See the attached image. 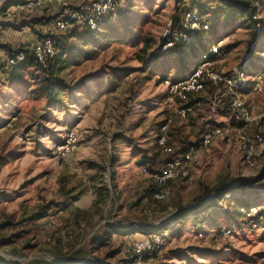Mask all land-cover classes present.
<instances>
[{
	"label": "rangeland",
	"instance_id": "374dc122",
	"mask_svg": "<svg viewBox=\"0 0 264 264\" xmlns=\"http://www.w3.org/2000/svg\"><path fill=\"white\" fill-rule=\"evenodd\" d=\"M9 1L19 0H0V22L8 25L0 27V256L21 264H129L134 241L162 231L163 244L145 264H264V214L260 219H231L228 213L235 208L224 202L221 209L212 207L208 222L215 226H194L200 213L184 223L176 219L180 210L211 198L213 190L246 181L261 190L240 196L264 208V168L259 161L256 167L247 166L235 148L244 127L250 135L263 133L251 123L264 118V90L247 89L245 100L254 118L247 125L231 121L229 95L225 104L213 107L214 98L226 90L225 83H208L177 105L166 101L161 73L168 70L169 79H179L175 78L179 60L153 56L181 4L130 0L119 30L108 32L116 38L103 37L100 46H85L83 50L95 49L93 56L80 51L71 58L66 49L77 43L76 38L64 37L54 27L64 5L47 3L25 12L19 5L27 0L11 7ZM63 1L77 8L89 0ZM206 11L212 12L208 16L214 28L208 36L229 35L214 61L215 70L233 77V69L249 55L253 29L233 13L221 16L217 10V17L210 8ZM260 14L264 18L263 9ZM35 18L45 21L32 24ZM45 38L55 39L56 55L64 51L63 58L69 61L59 74L70 84H82L72 98L61 95L66 106L49 107L43 97L33 95V86L10 81L14 64L9 60L15 51L24 50L31 57L33 46ZM148 41L150 49L142 52ZM259 57L255 67L264 77V53ZM9 99L14 102L9 104ZM186 103L196 106L181 119L175 110ZM165 124L177 154L199 146L211 131L220 132L212 133L209 146L194 157L189 176L171 181L170 194L157 200L153 193L160 185L142 169L159 171L171 157L158 145ZM72 128L77 131L75 151L65 158L54 155L51 147ZM107 222L133 227L132 232L113 235L107 244L95 243L94 234ZM191 247L201 252L193 253Z\"/></svg>",
	"mask_w": 264,
	"mask_h": 264
},
{
	"label": "built area",
	"instance_id": "2783aa9c",
	"mask_svg": "<svg viewBox=\"0 0 264 264\" xmlns=\"http://www.w3.org/2000/svg\"><path fill=\"white\" fill-rule=\"evenodd\" d=\"M130 0H89L81 4L77 8H70L63 0H27L21 3L19 7L26 10L25 12H33L41 9L47 3H58L64 5V13L54 19V27L58 32L70 33L78 27H88L97 29L105 19H116L119 13L124 10ZM256 6L253 19L258 21L257 26L261 25V9L264 11V0H248ZM210 23L207 17L195 6L188 9L181 20L179 26L174 24L171 19L163 32V43L159 46L162 52H167L177 43H189L195 35L201 31H209ZM228 36L222 35L218 40H213L199 55L196 63L193 65L190 73L183 79L171 80L166 79L167 87L166 101L170 105H177L178 101L187 99L192 93H200L207 87L208 83L216 86L225 83L226 90L218 93L214 98L213 107H217L223 103L224 97L229 93L232 94L230 105L233 108V114L237 121L251 122L253 121L252 111L246 104V92L250 87L256 92L264 90L263 74H258L254 78L249 77L247 71H243L241 67L234 68L235 75L227 77L215 70L214 59L222 52ZM2 48L0 47V54ZM55 42L51 38H45L37 42L33 46L32 58L40 67H46L49 61L56 55ZM27 53L20 51L16 53L9 61L11 64H17L26 61ZM252 79V80H251ZM194 104H182L177 106L175 113L181 119H185L194 111ZM167 126L162 127V132L158 136V145L161 151L171 156L165 167L159 171L151 172L146 168L142 171L155 180L160 188L154 191V198L157 200L165 199L170 194L169 183L178 178H187L191 163L203 148L209 146L211 136L206 135L199 146H191L181 153L177 154L175 148L171 145L170 137L167 135ZM220 132L216 130L215 133ZM77 144V131L72 128L66 132L63 140L56 142L51 147L54 155L65 158L73 153ZM235 148L241 153L243 162L249 167H256L260 158H264V133L250 135L247 130H241L235 142ZM229 196V195H228ZM241 212L247 217H254L259 207H241ZM164 236L161 231L144 236L137 239L133 243V255L129 264H145L148 257L153 256L163 244Z\"/></svg>",
	"mask_w": 264,
	"mask_h": 264
},
{
	"label": "trees",
	"instance_id": "16d2710c",
	"mask_svg": "<svg viewBox=\"0 0 264 264\" xmlns=\"http://www.w3.org/2000/svg\"><path fill=\"white\" fill-rule=\"evenodd\" d=\"M25 2L26 0H22ZM21 1V2H22ZM176 4H181L177 5L176 7V16L174 17V24L176 26H179L182 19V16L184 15L185 11L192 8V7H199L200 11L205 15L208 16V10L209 8L213 10V13L217 14L218 13H223L220 14L225 15V12H228L229 15H232L234 17L239 16L242 18H245L244 21H247L250 23L251 27L253 29L252 33V39L250 40V47H249V55L245 57L244 63L240 65L241 69L243 71H247L251 69L250 73L252 74L253 72L254 75H258L259 69L258 67H255L256 62L260 58L259 55L264 53V39H263V32L264 31V18H262L261 25L258 27L256 20L253 19V14L255 13L256 6L248 1V0H175ZM9 7L13 5H18L20 4L19 1H9L7 3ZM214 6V7H213ZM208 7V8H207ZM217 9V10H216ZM4 11V10H2ZM216 11V12H215ZM128 9L125 8L119 13V16L116 19L112 18H107L105 19L101 24H99L97 29H90L86 26L84 27H78L76 30L66 33V34H61L62 36H68L74 37L77 40L76 44L68 45L69 47L66 49L68 50V53L71 55V58L76 57V54L79 53L80 51H83V53L92 55L95 53L94 48H89L83 50L85 46H100V40L103 37L107 38H116L110 36L108 33L109 31H116L119 30V25L118 23L123 22V20L128 16ZM231 13V14H230ZM217 17H219V14H217ZM232 18V16H230ZM208 20L211 19L208 16ZM36 19V18H35ZM251 20V22H250ZM45 19H36L35 21H32V24H38L41 22H44ZM23 24H26V21H22ZM8 26L7 23H1L0 22V27H6ZM215 26V25H214ZM214 28L211 27L209 31H201L197 35L194 36L192 41L189 43L184 42V43H177L174 45V47L170 48L167 52H162L159 47L154 51V56L156 58H161V57H166V58H177L179 60V66L175 75V78H179L176 80H180L185 78L191 71L193 65L196 63L197 59L199 58V55L201 52L205 49H207L208 45L215 40L218 37H221L223 34L218 35L216 38H210L208 34L211 32ZM216 34V33H215ZM217 35V34H216ZM67 39V38H66ZM55 42V46L58 45L56 44V40L53 39ZM117 40V39H116ZM120 41V39H119ZM207 41V45L205 44ZM163 40H160L158 46L162 45ZM150 41L146 42V45L142 47L141 51L146 52L147 49H150ZM59 48L56 46V50ZM62 48V47H61ZM223 49V48H222ZM24 51V50H20ZM20 51H15L16 53ZM15 53V54H16ZM63 53L64 51H60L59 54L55 55L52 60L49 61L48 65L46 67H42L44 69H40L37 67L38 65L34 62L32 56L28 57L26 61L19 62L17 64H14L12 73L10 75V81H15L23 84L24 86L31 87L33 86L34 92L33 95L35 96H40L44 98L45 105L52 107L55 106L56 104H61L63 106H66L65 99L61 97V95H66V97L72 98L75 93L80 91L81 83L77 84H70L64 77H62L60 73V69L62 66L65 64H68V60L63 58ZM13 54V56L15 55ZM198 57V58H197ZM214 60L216 57H212ZM40 67V66H39ZM255 68V69H253ZM37 72L40 74L36 76ZM26 74L31 76L34 81L31 82L30 80L27 79ZM169 74L170 72L167 70L163 73H161V78L160 81H165L166 79H169ZM96 81L98 80L97 78L95 79ZM13 99H9V104L13 103ZM193 146V145H192ZM151 171V170H150ZM153 171V170H152ZM263 181V179H261ZM252 182V181H251ZM250 181L243 182L241 184H238L236 186H233L231 184L229 185H223L221 188L213 190V196L206 201L200 203L197 207L192 208L190 210L187 209H182L178 212L176 219H180L181 223H184L187 218L191 216H196V214L200 213V217L197 218V222L199 224H195L194 226L199 227H204L206 224H209V218L212 213V207H220V209L223 207L224 202L229 205L233 206L234 211L231 214L232 218L231 219H242L243 221L245 220H250L253 217H245V215L241 212V207H251L255 203H249L247 200L245 201L244 197H241L240 195H245L250 193H256L259 194L261 189H253L252 188V183ZM262 187H264L262 183ZM158 189V188H157ZM156 189V190H157ZM239 194V196H238ZM211 195V194H209ZM229 195V196H228ZM262 196V194L260 195ZM207 197V196H205ZM264 214V208L260 209L258 213L255 215L257 218L260 219V216ZM257 219V220H259ZM122 223V222H121ZM212 224V226H215L216 223ZM209 224V226H211ZM168 225V224H166ZM133 227L124 225V224H119V222L115 223H105L99 231L97 230L96 233L94 234V241L95 243L97 241H101L104 244L109 243L113 235H124L129 232H132L131 229ZM231 230V228H229ZM218 232H222V230H218ZM162 233V231H161ZM163 234V233H162ZM190 251L195 253V252H201L198 250L196 247H191ZM0 264H21L18 261L14 260H8L0 256ZM30 264H69L65 263L62 261H55V262H33Z\"/></svg>",
	"mask_w": 264,
	"mask_h": 264
},
{
	"label": "crops",
	"instance_id": "0c3cea01",
	"mask_svg": "<svg viewBox=\"0 0 264 264\" xmlns=\"http://www.w3.org/2000/svg\"><path fill=\"white\" fill-rule=\"evenodd\" d=\"M225 87H226V85H225ZM229 96H228V98H229V100L232 98V94L231 93H229L228 94ZM248 99V98H247ZM228 102V101H227ZM198 104V103H197ZM222 104H225V102H223ZM229 105H230V102H229ZM194 106H196V105H194ZM231 106V105H230ZM229 106V107H230ZM218 107V106H217ZM222 109H223V107H221ZM232 110H233V108H232ZM234 111V110H233ZM230 118H231V121L233 122V123H235V121H236V123L237 124H248V123H250V122H240V121H237L236 119H235V117H234V114H233V112H232V114L230 115ZM264 119V118H263ZM263 119H260L259 121H254V123H251V124H255V126H256V128L258 129L257 131H263V133H264V121H263ZM252 122V121H251ZM250 124V125H251ZM262 124V125H261ZM245 129H246V127H244ZM244 130V129H243ZM247 130V129H246ZM241 131V130H240ZM256 131V130H255ZM215 134V132H213V131H211L208 135H210L211 136V141L213 140V134ZM216 136V135H215ZM205 137V136H204ZM211 143V142H210ZM259 162H261V164H262V166H263V168H264V158L262 157V158H260L259 159Z\"/></svg>",
	"mask_w": 264,
	"mask_h": 264
},
{
	"label": "bare ground",
	"instance_id": "6f19581e",
	"mask_svg": "<svg viewBox=\"0 0 264 264\" xmlns=\"http://www.w3.org/2000/svg\"><path fill=\"white\" fill-rule=\"evenodd\" d=\"M204 51V50H203Z\"/></svg>",
	"mask_w": 264,
	"mask_h": 264
}]
</instances>
